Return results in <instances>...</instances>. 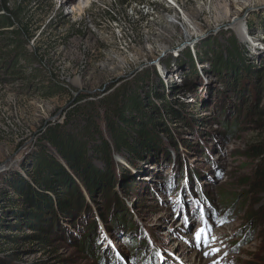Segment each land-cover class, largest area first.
<instances>
[{"label": "rangeland", "instance_id": "obj_1", "mask_svg": "<svg viewBox=\"0 0 264 264\" xmlns=\"http://www.w3.org/2000/svg\"><path fill=\"white\" fill-rule=\"evenodd\" d=\"M10 6L34 16L29 49L46 54L66 93L46 98L23 88L30 75L0 85L6 235L38 234L31 223L8 231L15 223L13 186L30 178L45 129L76 107L102 110L101 101L123 90L150 96L146 112L160 126V146L138 159L115 152V186L76 221L44 217L66 227L52 229L44 244L1 239L0 264H264V193L254 183L263 165L254 148L264 146V83L255 77L264 74V0H147L129 8L115 0H10ZM169 102L182 117L167 113ZM89 155L105 169L100 155ZM121 167L130 171L124 181ZM201 228L207 244L204 235L196 239Z\"/></svg>", "mask_w": 264, "mask_h": 264}, {"label": "trees", "instance_id": "obj_2", "mask_svg": "<svg viewBox=\"0 0 264 264\" xmlns=\"http://www.w3.org/2000/svg\"><path fill=\"white\" fill-rule=\"evenodd\" d=\"M115 1L121 8H129L138 3L145 6L147 0ZM33 20L34 16H24L21 6L11 8L10 0H0V85L13 84L15 80H23L25 75H30L28 79L30 81L23 88L27 90L36 88L37 92L46 98L65 95L66 88L56 80V76L50 70L46 54L38 49L33 52L29 49L35 37ZM233 45L234 48L237 47L235 52L239 55L240 46L236 42H233ZM241 62L240 59L237 64L241 66L243 64ZM233 65L231 60L227 63L228 68ZM233 70L237 73L238 67H233ZM46 71L51 77L45 75ZM255 77L258 80L262 79L264 83V74ZM126 91L117 92L101 101L102 110H96L90 103L80 105L65 116L62 124L57 123L45 129L40 138L41 144H38L40 150L35 155V165L30 178L16 180L13 186L15 201L13 200L11 206L15 223L10 224L9 230L7 229L13 232L24 224L31 223L29 227L38 234L20 237L6 235L4 220H0V240H12L15 243L19 240H34L39 244L46 243L52 229L58 233L66 227L65 223L54 224L44 217L51 219L60 217L65 222L76 221L75 216L90 208V202L95 203L98 195L101 196L107 188L115 186L117 183L113 160L115 152L124 151L130 158L138 159L159 149L160 126L152 114L146 112V101L150 102V96L144 100L137 94ZM156 99L165 100L161 96H157ZM82 101L84 98L80 99V102ZM167 106L170 107L171 112L167 113L171 114V117H182L180 112L172 108L170 102L166 103L165 110ZM132 117L138 119L133 121ZM73 125L76 130H73ZM131 128H134L133 135L129 133ZM85 138H88L89 142H84ZM45 143L56 150L60 159L47 153L43 146ZM263 147L254 148L263 162L254 174V183L262 193H264ZM90 150L102 157L105 169H100L93 163L89 155ZM121 171L123 173L121 180L124 181L130 171L123 167ZM261 211L264 216V208ZM51 223L55 228L51 227ZM89 229H94V226Z\"/></svg>", "mask_w": 264, "mask_h": 264}, {"label": "snow or ice", "instance_id": "obj_3", "mask_svg": "<svg viewBox=\"0 0 264 264\" xmlns=\"http://www.w3.org/2000/svg\"><path fill=\"white\" fill-rule=\"evenodd\" d=\"M204 235L205 236V243L207 244V238H206V231L204 228H201L197 233H196V239L199 242L200 237ZM218 251V250H217Z\"/></svg>", "mask_w": 264, "mask_h": 264}, {"label": "bare ground", "instance_id": "obj_4", "mask_svg": "<svg viewBox=\"0 0 264 264\" xmlns=\"http://www.w3.org/2000/svg\"><path fill=\"white\" fill-rule=\"evenodd\" d=\"M231 3V2H230Z\"/></svg>", "mask_w": 264, "mask_h": 264}]
</instances>
